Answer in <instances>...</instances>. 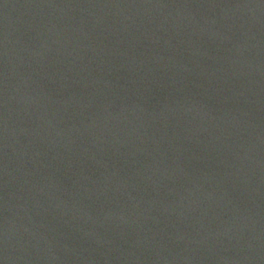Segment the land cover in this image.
I'll return each instance as SVG.
<instances>
[{
	"label": "water",
	"instance_id": "water-1",
	"mask_svg": "<svg viewBox=\"0 0 264 264\" xmlns=\"http://www.w3.org/2000/svg\"><path fill=\"white\" fill-rule=\"evenodd\" d=\"M0 264H264V0H0Z\"/></svg>",
	"mask_w": 264,
	"mask_h": 264
}]
</instances>
